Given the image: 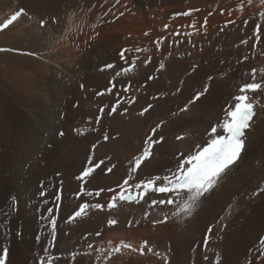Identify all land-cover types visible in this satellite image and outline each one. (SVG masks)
<instances>
[{
	"label": "bare ground",
	"instance_id": "1",
	"mask_svg": "<svg viewBox=\"0 0 264 264\" xmlns=\"http://www.w3.org/2000/svg\"><path fill=\"white\" fill-rule=\"evenodd\" d=\"M18 1L16 6L26 13L0 31V207L7 214L0 219V255L3 244H9L6 264H39L41 257H51L52 264H216L217 254L220 264H264V92L253 94L257 114L246 132L241 158L191 217L179 213L175 204L151 206V200L163 198L162 194H149L139 204L118 202L117 208H107L118 185L128 178L130 161L142 154L157 124L163 122L154 139L162 135L165 140L153 148L152 158L133 173L130 183L175 170L181 153L191 154L195 145L203 146L211 138V127L222 120L239 86L250 82L253 68L259 80L264 69V18L259 13L264 12V4L222 0L228 19L223 27L209 15L189 20L167 12L162 21L170 24L169 29L161 30L158 24L135 28L132 43L116 47L118 39L111 49L110 42L109 46L99 44L100 40L87 43L81 32L97 36L104 21L125 15L134 0H122V6L115 0ZM68 10L72 15L67 22ZM75 10L78 23L73 22ZM13 11L0 16V24ZM41 21L46 22L45 28ZM257 24L261 25L259 41L255 39ZM15 27L20 29L13 33ZM125 30L122 34L132 32ZM122 50H128L124 59ZM133 59L134 70L122 72ZM109 64L113 67L107 68ZM205 85L208 92L181 112ZM117 101L116 113L109 114ZM149 104L152 108L141 115ZM61 131L63 136L58 134ZM181 135L186 138L177 140ZM101 160L104 164L83 186L93 193L105 191L100 196L78 195L82 182L76 177ZM42 191L46 195L41 196ZM13 197L19 202V216L10 223ZM85 202L104 208H89L86 216L70 220ZM48 208L57 216L54 242L43 219ZM111 219L118 223L109 225ZM121 241L137 249L148 241L153 252L145 249L140 255L121 248L120 254L106 259Z\"/></svg>",
	"mask_w": 264,
	"mask_h": 264
},
{
	"label": "snow or ice",
	"instance_id": "2",
	"mask_svg": "<svg viewBox=\"0 0 264 264\" xmlns=\"http://www.w3.org/2000/svg\"><path fill=\"white\" fill-rule=\"evenodd\" d=\"M248 2L251 4L252 0H248ZM260 2L264 4V0H260ZM22 11L23 10H21V12ZM188 14L189 13H184V15ZM19 15L20 13L13 15L6 24L0 25V28L7 27L9 24L13 23ZM259 17L264 18V12L259 13ZM40 23L41 27H44L46 22L41 21ZM245 23H247V21H245ZM206 24L207 19H205V25ZM260 31L261 25L257 24L255 37L257 41L260 40ZM176 34L179 35L178 32ZM157 43L159 44V41ZM242 43H247V41H242ZM125 51L128 50H122L120 53L122 59H124ZM137 51H140V49H137ZM245 59H247V57H245ZM147 62L148 61H145V63ZM135 65L136 60L133 59L129 67L122 69L121 71H132L134 70ZM106 67L112 68L113 65L109 64L106 65ZM160 68H164L163 63L160 64ZM193 70H195V68ZM120 74L121 73L118 72L116 75L119 76ZM149 79L153 78L149 77ZM211 79L212 77H209V80ZM113 87H115V84H113ZM208 88L209 86L205 85L203 92H197L188 104H185L184 107L180 109V111H187L190 104H194L208 92ZM107 91L111 92L112 88H109ZM125 91H127V89H125ZM259 92H264V69L260 70L259 80H257V69L253 68L250 74V82L242 83L239 86L238 94L233 97V103L224 110L222 120L211 127V138L206 141L203 146L195 145L191 154L186 156L181 153L180 155L182 159L179 164L175 170H168V174L163 176H153L149 179H141L134 184L130 183L133 179V173L140 170L144 161L152 158L153 148L165 140V137L162 135H160L158 139H154V137L157 136L158 129L161 128L163 122H161V124H157L145 140V147L142 154L135 157L133 161H130L132 167L129 171L128 178H126L121 185H118L119 191L111 197V200L107 203V208L109 210L117 208L119 206L118 202H135L139 204L141 201H144L145 197L149 196V194H162L163 198L151 200V206L175 204L178 207L179 213H182L184 217H191L193 212L197 209V207H199L202 200L218 186L221 179L229 173L231 167L239 161L242 153L245 151L247 140L246 132L251 128V122L256 115V101L253 94ZM100 94L102 95L103 93ZM128 102L131 103L133 101ZM119 106L120 102L117 101V103L111 107L109 114L116 113ZM151 108L152 105L149 104L147 108L143 109L141 115L146 113ZM124 111L126 112L127 109L125 108ZM100 112L102 114L104 109L101 108ZM101 118L102 116L98 117L97 123H99ZM58 134L60 136L64 135L62 131ZM103 138L105 141L109 139L107 134H105ZM185 138L186 137L184 135L176 137L177 140H183ZM92 147L95 148L96 145H93ZM89 163L91 164V158H89ZM102 164H104L103 160L92 166H88L78 177H76L77 180L82 182L80 193L78 195L92 196L95 194L96 196H100L101 192L105 191L104 189H99L93 193L92 191H86L83 186L86 178L90 177L95 169L99 168ZM112 167H115V165ZM112 167H109L107 171L111 172ZM107 191L112 192L114 190L108 189ZM40 195H46V192L42 191ZM57 200L59 201V196H57ZM16 203L15 197H13V210H15ZM89 208L102 210L104 205L100 203L89 204L85 202L79 206L78 210H76L72 216L69 217V219L75 221L77 218L86 216ZM56 210L58 212L59 203L57 204ZM47 212L48 216L43 219L48 221V225L51 228V238L54 242L57 231V216L52 214V208H48ZM176 214L177 213H174V215ZM147 215H149V213H145V216ZM167 219L168 217L165 216L164 220L166 221ZM161 222L163 221H153V223ZM108 223L109 225H115L118 221L116 219H111ZM209 233H211V228L209 229ZM97 235H100V233H97ZM208 243L209 241L206 239L204 242L205 247H207ZM88 247L92 248L93 246L89 244ZM121 248L130 249L133 252L138 251L140 255L145 254V249H147V252H153V248L148 245V241H144L143 245H141L138 249L121 241L120 245L113 248L111 252L108 253L106 259H110L113 253L120 254ZM45 251L47 252L48 250L45 249ZM156 255L159 256L160 254L156 253ZM7 257L8 248L4 247L3 254L0 255V264H6ZM96 259L99 260L100 256L97 255ZM164 259L167 262V255H165ZM204 259L207 260L208 257L205 256ZM215 259L216 264H220L221 256L219 254L216 255ZM39 264H52V258L41 257Z\"/></svg>",
	"mask_w": 264,
	"mask_h": 264
},
{
	"label": "rangeland",
	"instance_id": "3",
	"mask_svg": "<svg viewBox=\"0 0 264 264\" xmlns=\"http://www.w3.org/2000/svg\"><path fill=\"white\" fill-rule=\"evenodd\" d=\"M14 1V2H13ZM144 1V2H143ZM213 1H214V3H213ZM220 1V2H219ZM221 1L222 0H134V1H130L129 3V6H127L126 8H125V12H124V14L125 15H122L121 17H119V15L115 18H113V19H107L106 21H104V23L99 27V28H97L98 30H96L97 31V33L99 34H97V36H94L93 34H91V35H89V34H85L86 32H84V31H82L81 33L83 34V37H85V40H87L86 42L87 43H92V42H95V41H97V42H99V40L100 41H102V42H100L99 44H104L105 43V45L106 46H109V45H107V44H110L111 43V45L109 46L110 48H111V46H114V47H112L111 49H114L115 48V45H114V42L116 41V40H118V39H120V40H118L121 44H118L117 45V43H119V42H117V43H115L116 44V47L117 46H119V45H123L122 43H124V44H128L129 42L130 43H132L131 41L133 40L132 38L133 37H131L132 35H133V32L135 31V30H137V29H140V28H142V27H149L150 26V24H151V26H152V28L154 27V26H156L157 24L159 25V28L161 29V30H166V29H169L170 28V24L169 23H167V22H165V21H162L163 19H165L164 17H167V12H168V14H172L173 16H179V17H184V18H187V19H192V20H198V19H201L202 17H205V16H207V15H209V16H211L210 17V19H213V21L214 22H217V23H215V24H219V26L221 27H223V26H227L228 24H226L225 22H227L225 19H227V17H226V15H227V11H226V8H224V6H223V4L221 3ZM120 2H122V0H115V3H116V5H121L122 6V4L120 3ZM142 2H143V4L144 5H142ZM148 2V3H147ZM223 2V1H222ZM137 3V4H136ZM141 3V4H140ZM191 3V4H190ZM206 3H208V4H206ZM221 3V4H220ZM19 4V1L18 0H0V16L2 17L3 16V14H6L7 12H10V11H12V10H14L11 14H9V15H7L3 20H2V24H0V25H4V24H6L7 23V21L9 20V19H11V17L13 16L12 14L15 12V11H17V13H20V15L17 17V19L20 17V16H22L23 14H25L26 13V10H25V8H23V7H21V8H19V7H17V6H19L18 5ZM147 4V5H146ZM177 4V5H176ZM196 4V5H195ZM199 4H200V6H199ZM219 4V6H217ZM17 5V6H16ZM140 8H137V6ZM170 5V8L169 9H171V6L172 7H174V8H172L171 10H169L168 8L166 9L165 7H168ZM185 5V6H184ZM201 5H202V7L203 6H205V7H203V9H202V7H201ZM165 6V7H164ZM179 6V7H178ZM182 6V7H181ZM195 6H196V8H195ZM221 6V7H220ZM16 7V8H15ZM73 7V6H72ZM128 7H130V8H128ZM177 7V8H176ZM183 7H185V8H183ZM188 7H189V9H188ZM192 7V8H191ZM199 7V8H198ZM220 7V8H219ZM18 8V9H17ZM128 8V9H127ZM138 9V10H136V9ZM146 9L147 8V12H145L143 9ZM180 8V9H179ZM183 8V9H182ZM187 8V9H186ZM191 8V9H190ZM208 8V9H207ZM133 9H135V10H133ZM141 9H142V12H141ZM165 9V10H164ZM176 9V10H175ZM179 9V10H178ZM207 9V10H206ZM225 9V10H224ZM7 10V11H6ZM21 10H23L22 12H21ZM131 10H133V11H131ZM152 10V11H151ZM154 10V11H153ZM160 10H162L161 12H160ZM187 10V11H186ZM200 10H202V11H200ZM76 12L74 13L73 12V15H74V18H73V22H76V23H78V18H79V13H78V10H75ZM80 11H82L81 9H80ZM79 11V12H80ZM129 11V12H128ZM137 11V12H136ZM143 11L146 13V14H148L149 15V19L147 20V21H145L143 18ZM165 11H166V13H165ZM190 11V12H189ZM222 11V12H221ZM226 11V12H225ZM131 12V13H130ZM133 12V13H132ZM164 12V13H163ZM170 12V13H169ZM203 12V13H202ZM218 12V13H217ZM17 13H14V15L15 14H17ZM77 13V14H76ZM136 13V14H135ZM140 13V14H139ZM163 13V14H162ZM184 13H189L188 15H184ZM201 13V14H200ZM139 14V15H138ZM203 14H206V15H204L203 16ZM11 15V16H10ZM71 15H72V11L71 10H68L67 12H66V15H65V20L68 22V20L70 19V17H71ZM134 15H136V17L134 16ZM145 15V14H144ZM152 15V16H151ZM198 15V16H197ZM70 16V17H69ZM130 16V17H129ZM134 16V19L133 18H131V17H133ZM139 16V17H138ZM0 17V18H1ZM8 17V18H7ZM30 17V16H29ZM152 17H153V19H152ZM197 17V18H196ZM226 17V18H225ZM130 18V19H129ZM139 18V19H138ZM156 18V19H155ZM129 19V20H128ZM217 19V20H216ZM131 20V21H130ZM139 20V21H138ZM150 20H153V21H150ZM156 20V21H155ZM157 20H159V22L157 21ZM223 20H225V21H223ZM228 20V19H227ZM133 21V22H132ZM150 21V22H149ZM1 22V21H0ZM130 22V23H129ZM149 22V23H148ZM154 24H153V23ZM14 23V22H13ZM13 23H11V24H13ZM147 23L149 24V25H147ZM11 24H9L7 27H3V28H0V31H3V30H5V29H7ZM35 24H37L38 25V21H36L35 22ZM53 24L55 25V23L53 22ZM132 24V25H131ZM133 24H134V26H133ZM153 24V25H152ZM224 24V25H223ZM226 24V25H225ZM40 26H41V23L39 24ZM128 25V26H127ZM161 25V26H160ZM21 26L22 27H26V26H28V24L27 23H21ZM21 26H20V28H21ZM45 26H46V23H45V25H44V27L43 28H45ZM113 26V27H112ZM126 26V27H125ZM131 26V27H130ZM150 26V27H151ZM55 27H57V25L55 26ZM108 27H110V28H108ZM129 27V28H128ZM133 27V28H132ZM218 27V26H217ZM19 27H15V28H13V33H15V32H17L19 29H20ZM136 28V29H135ZM166 28V29H165ZM126 29V30H125ZM135 29V30H134ZM124 30L127 32V30L130 32V31H132V32H130L129 34H128V32L125 34H122L123 32H124ZM132 34V35H131ZM116 35V36H115ZM87 36V37H86ZM89 36V37H88ZM90 36H91V38H90ZM113 37H115V38H113ZM11 38V37H10ZM7 39V38H6ZM111 39H113V40H111ZM89 40V41H88ZM111 40V41H110ZM246 41H249L248 40V38L247 39H245ZM244 40V41H245ZM92 41V42H91ZM114 41V42H113ZM125 41V42H124ZM104 42V43H103ZM110 42V43H109ZM128 42V43H127ZM129 43V44H130ZM25 44V43H24ZM47 51H48V49L45 51L46 53H47ZM145 55H148L149 54V52L148 51H144L143 52ZM165 66V65H164ZM4 78H5V76H4ZM7 78V77H6ZM23 78V77H22ZM0 105H1V100H0ZM18 106V104H14V107H17ZM0 134H1V131H0ZM0 190H1V188H0ZM11 202H12V199H11ZM16 205H15V210H13V204L12 205H10L9 207L11 208H8V214H9V220H10V223H11V221L12 220H17L18 218V216H19V214H17L18 213V211H17V209H18V205H19V202H18V200L16 199ZM13 212V213H12ZM0 219H1V222H2V220H3V218L4 217H6L7 218V214H6V212H5V210H3V208L2 207H0ZM12 214V215H11ZM12 216H14V217H12ZM0 222V223H1ZM10 223H8V224H10ZM21 235H22V231L20 230L19 232H18V237H21ZM4 247H9L8 248V255L10 254V252H11V247H10V245L9 244H3V249H4ZM2 254H3V252H2Z\"/></svg>",
	"mask_w": 264,
	"mask_h": 264
}]
</instances>
